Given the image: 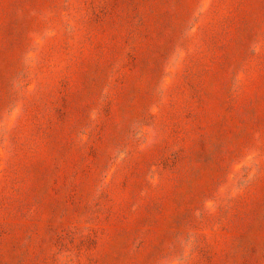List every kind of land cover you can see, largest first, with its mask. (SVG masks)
Wrapping results in <instances>:
<instances>
[{"label": "rangeland", "instance_id": "1", "mask_svg": "<svg viewBox=\"0 0 264 264\" xmlns=\"http://www.w3.org/2000/svg\"><path fill=\"white\" fill-rule=\"evenodd\" d=\"M0 264H264V0H0Z\"/></svg>", "mask_w": 264, "mask_h": 264}]
</instances>
